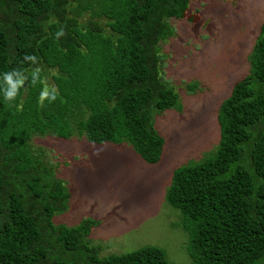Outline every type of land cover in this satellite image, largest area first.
Returning <instances> with one entry per match:
<instances>
[{"label":"trees","instance_id":"trees-1","mask_svg":"<svg viewBox=\"0 0 264 264\" xmlns=\"http://www.w3.org/2000/svg\"><path fill=\"white\" fill-rule=\"evenodd\" d=\"M189 1L0 0V264H173L155 245L101 257L89 238L92 218L54 223L68 189L30 140L47 132H84L94 143L126 138L145 161H158L164 138L152 111L180 109L159 73L158 43ZM6 72L21 81L11 99ZM42 91L56 98L41 102ZM217 119L216 152L177 166L166 197L182 214L195 264H257L264 256V20L248 72Z\"/></svg>","mask_w":264,"mask_h":264},{"label":"rangeland","instance_id":"rangeland-1","mask_svg":"<svg viewBox=\"0 0 264 264\" xmlns=\"http://www.w3.org/2000/svg\"><path fill=\"white\" fill-rule=\"evenodd\" d=\"M264 20V0H190L182 17L168 19L172 34L160 40L159 73L178 93L180 109H153L164 138L161 156L145 161L124 138L88 141L83 134H33L55 176L68 189L54 223L74 226L92 218L89 238L101 257L146 245L162 248L173 264H195L186 250L182 214L166 197L173 170L214 154L221 101L249 69V53ZM45 84H52L50 79ZM189 83H195L187 88ZM257 264H264V256Z\"/></svg>","mask_w":264,"mask_h":264},{"label":"clouds","instance_id":"clouds-1","mask_svg":"<svg viewBox=\"0 0 264 264\" xmlns=\"http://www.w3.org/2000/svg\"><path fill=\"white\" fill-rule=\"evenodd\" d=\"M54 35L56 37H59L61 35H63V28H59L55 33ZM26 59H34V57H31V56H27L25 57ZM5 76V79H7L9 81V83H12L13 84V87L10 88V89H7L4 91V95H5V98H8V99H11L13 96H15L16 94V91H15V85L16 84H19L21 81L20 80H16L14 83L11 81V73L10 72H6L3 74ZM44 97H47L49 99V101L51 100H54L56 98V94L55 92H52L51 94L48 92V91H42L40 93V99H41V102H43V99Z\"/></svg>","mask_w":264,"mask_h":264}]
</instances>
